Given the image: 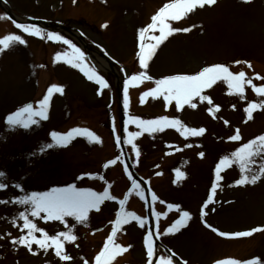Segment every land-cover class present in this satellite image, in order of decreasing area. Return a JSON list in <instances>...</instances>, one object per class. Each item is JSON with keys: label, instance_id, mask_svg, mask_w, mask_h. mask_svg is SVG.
Segmentation results:
<instances>
[{"label": "rangeland", "instance_id": "1", "mask_svg": "<svg viewBox=\"0 0 264 264\" xmlns=\"http://www.w3.org/2000/svg\"><path fill=\"white\" fill-rule=\"evenodd\" d=\"M7 1L21 15L50 19L74 27L90 46L106 54L117 65L121 78L127 81V94L124 99L131 120L125 136L126 143L136 169L150 181L155 197L153 209L160 240L186 264H218L219 261L229 259L239 261V264L252 260L264 264V231L253 232L260 233L247 240L223 241L220 238L222 235L218 234L222 232L228 234L223 237H233L238 232L264 229V176L255 183L238 185L237 181L241 179L238 163L225 165L220 172V181L216 180L215 171L222 158L231 157L232 153L244 144L264 135V108L257 107L253 110L251 119L245 111L249 107L248 102L257 105L264 103V95L249 99L253 87L247 83L251 79L252 85L264 87V1L250 0L246 3L244 0H216L214 5L197 7L178 20H167L166 23L173 29L187 28L190 31H174L159 44L153 55L148 57L146 68L140 66L136 72L131 73L126 69V65L140 50L141 43L145 44L147 40V53V46L156 42L151 37L160 36L159 26L156 30L146 32L143 40L139 35L140 30L152 22L151 18L165 4L175 0H96L94 3L80 0L84 4L79 3L76 9L71 8L69 0H62V8L56 5L60 0ZM6 32L0 39L8 35H18L25 43L17 42L13 47L0 51V172L4 173V176L0 177V183L6 185L0 190V201H7L0 203V264H96L95 257L104 250L105 243L116 228L115 221L118 218L121 224L117 227L123 235L121 234L117 243L109 245V253L104 258L105 264H109L119 253L111 254L114 245L128 249L129 257L126 261H131L129 264H148L145 238L149 233V224L145 193L139 184L135 185L130 199L125 193L133 182L125 173L119 156V111L115 77L111 73L98 71L95 65L89 62L84 49L65 34L51 32L79 48L84 57L82 62L72 60V49L62 40H49L44 35V38L29 35L16 28L0 12V35ZM42 41L56 45V57L52 61L57 66L52 68V74L47 72L48 81L44 70L39 72L38 77V70L35 69L41 58L47 57V53L41 50ZM51 51L48 49V54ZM58 56L59 59H56ZM50 58L51 55L49 60ZM246 58L257 60L250 61L249 64L256 66L258 71L257 75L249 74L250 79L245 77L242 82L243 95L237 92L235 86L229 88L227 82L218 79L210 87L201 90L204 94L200 93L179 108L174 99H165L166 93L143 96L144 91L152 92L157 87L155 84H146L147 80L158 81L177 75H196L204 67L214 65L228 66L230 72L238 75L240 71L229 65ZM74 63L76 66H73ZM54 71L62 80L63 94L58 98L61 103L56 99L51 109L52 114L56 119L62 120L70 110L77 107L73 102L74 98L79 99L83 103L82 106L89 108L88 111L85 110L84 115L88 119L87 128L95 127L99 121L108 127L104 129V139L100 147L88 150L93 141H90L89 137H82L78 138V141L85 145L86 149L76 147L60 158L57 153L52 157L47 150L40 155L38 146L41 143L42 130H38L39 125L30 123L28 128H24L21 125L9 126L6 123L9 115L33 103L38 79L43 86L41 89L46 88V82V86L49 83L50 86L58 83ZM141 73L144 75L140 76ZM134 75L140 78L131 80ZM89 76L92 79H89ZM97 76L106 86L97 82ZM137 92L139 94H136ZM191 104L196 107H191ZM167 107L170 109L168 113ZM34 109L36 112V107ZM21 119L37 122V116L29 117L27 113L23 114ZM162 119L177 120L180 123L162 124L156 130H150L147 126L137 123ZM74 120L75 115L70 116L68 123ZM55 128L53 121L47 124L48 130ZM200 128L205 130L202 134H191L192 130ZM237 133L240 139L231 140L230 137ZM176 144V147L182 145L197 154L200 163H206L208 167L200 169L194 166L190 169L189 177L185 175L186 165L170 158L178 154ZM161 153H164V156L155 159ZM112 154L116 156L113 159L116 166L112 176H109L111 185L108 186L112 199H105L99 204L102 216L89 212L87 220L83 223L72 217H65L63 221L50 220L46 213H40L37 217L31 216V204L15 202L28 198L33 193H51L53 189L74 187L77 190L92 192L83 180L79 181L81 178L75 176L85 170L96 172L99 168H95L94 164L112 157ZM42 156L43 162L40 161ZM151 157H154L153 160ZM202 159L205 161H201ZM164 160L165 172L167 170V173L182 174L177 175V182L172 176L166 174L163 177L157 172V166ZM83 162H89L87 169H84ZM257 165H264V158H256L253 172L257 171ZM121 176L123 178H119ZM172 185L184 187L172 189ZM206 191L208 198L201 205L202 212L200 208L198 217L187 221L186 227L189 228L182 230L184 227H180L179 230L174 229L169 233L167 230L174 226L173 221L177 216L170 214L164 205L166 200L184 204L191 197L192 201L186 203L191 206L197 198H202ZM120 201H124L123 208ZM196 204L193 205L194 208ZM179 207H183L181 203ZM21 212L49 237L60 232L75 235L76 239L71 242L61 237V255L70 259H60L51 241L48 242L47 249L32 243L29 250L19 243L21 237L28 235L24 221L20 218ZM104 219L111 223L110 227L92 238H87L84 228L97 229ZM212 228L217 231H212ZM42 232L36 231L33 235L42 239ZM86 239L88 240L85 241ZM98 243L103 247L95 252L93 247ZM161 258L169 257L161 253L159 260ZM172 264L176 263L172 261Z\"/></svg>", "mask_w": 264, "mask_h": 264}, {"label": "snow or ice", "instance_id": "2", "mask_svg": "<svg viewBox=\"0 0 264 264\" xmlns=\"http://www.w3.org/2000/svg\"><path fill=\"white\" fill-rule=\"evenodd\" d=\"M244 2H250V0H244ZM216 3V0H175L173 3H167L162 7L159 12L151 18V23L146 27L140 30V38L144 39L145 33L149 30H156L159 26V37H151L156 42L155 44H149L147 46V53L145 52V45L141 43L140 45V53L139 60L141 68H146L147 63L146 60L148 57L153 55L154 50L162 43L169 35H171L174 31H190V29H173L168 23L167 20H178L182 16L186 15L189 12H192L195 8L200 7L203 8L205 5L211 6ZM15 27L21 29L23 32L28 33L29 35H39L40 29L33 25H26L21 23H16ZM49 40L61 41L72 49L73 57L72 60L76 62H82L84 57L83 53L80 52V49L75 47L69 40L63 39L59 35L48 34ZM24 44L25 41L21 39L18 35H8L3 39H0V51L7 50L14 46L15 43ZM59 59V56L56 58ZM239 63V62H237ZM73 66H76L74 63ZM250 66V65H249ZM144 74L141 73L140 76ZM140 76H132L131 80L135 81L140 78ZM260 79V77H256ZM89 79H92L89 76ZM150 79V77H148ZM223 79L227 82L229 88L235 86L238 93L243 95V87L242 82L245 79V73L240 72L238 75H234L229 69L222 65H214L204 67L198 74L196 75H177L173 77H169L164 80L155 81L157 87L152 92H145L144 96L155 95L158 93H166L165 99L176 101V106L179 108L184 103H189L193 97L199 96L200 92L203 88L210 87L216 80ZM96 80L101 85H105V82L100 79L99 76L96 77ZM247 83L249 85L252 84L251 80H248ZM253 90L258 95H264V87H256L253 85ZM53 92H61L62 89L56 86L49 88L48 94L43 98V100L39 104V111L33 112L32 105H27L21 111L14 113L13 115H9L7 117L6 123L9 126H17L21 125L24 128H28L30 123H35V121L29 120L25 121L21 119L22 115L27 113L29 117L38 116L41 119H47L45 114L46 109L49 104V97L53 94ZM127 94V81L125 82V95ZM203 99V97L201 98ZM191 107L195 108V104H191ZM257 107L264 108V103L257 105L252 103L249 105L245 111L248 114V118H252V111ZM138 124L147 126L150 130H156V128L162 124H179L180 122L177 120L168 121L167 119L162 120H151V121H138ZM205 130L200 128L199 130H192V135H200ZM81 130L74 129L67 134H60L53 132L51 134L52 141L54 143L47 144V148H53L54 146L66 147L69 141L74 137V135H79ZM89 135H91L89 133ZM233 141H238L240 139L239 134L233 135L230 137ZM203 156V153H201ZM256 158H264V135L259 136L255 140L249 141L240 147L237 151L232 153L231 157L222 158L218 165L216 166V180L220 181L222 177L220 176L221 170L225 165H229L230 163H238L241 171V179L237 181L238 185L255 183L257 179L261 176H264V165H257V171L253 172L252 167L256 164ZM248 173L251 175L249 176ZM178 176H182L180 172H177ZM4 173L0 172V177H3ZM6 185L0 183V190H3ZM215 191V186H213V192ZM105 199H112L109 196V193L105 191L102 195H98L95 192L77 190L74 187H70L67 189H53L51 193H45L43 195H37L33 193L30 197L25 198L23 200H17L16 203H22L25 205L31 204L33 210L31 211V216L37 217L40 213H46L47 218L50 220L63 221L65 217H72L77 222L83 223L88 218V213L90 210L95 209L99 210V204ZM155 199V197H153ZM211 196L209 200H211ZM0 203H7V201H0ZM121 207L123 208L124 201L119 202ZM169 207H173L169 205ZM134 215V214H133ZM120 216V213L117 214ZM20 218L24 221V228L28 230V235L26 237H21L18 241L19 243L25 245L31 250V244L35 243L41 248L47 249L49 247V241H51V245H54L56 248V255L60 257L62 260H68L70 257L66 255H61V237H63L66 241H74L76 239L75 235L70 232H60L55 236L49 237L47 234L43 233L42 230H39L36 224L31 223L28 217L21 212ZM190 214L188 212L182 213V218L175 221L174 226L169 228L167 231L169 233L173 232V230H179L181 226L184 224V219H190ZM116 225L121 224V220L118 218L115 221ZM141 226L143 223L141 222ZM264 229H253L252 231H244L238 232L234 235L237 237H248L253 234L255 231H261ZM36 231L42 232V239H37L33 233ZM212 231L216 232L215 228H212ZM117 234V229L114 228L112 234L109 236L107 242L104 245V250H102L96 257V264H105V256L109 253V245L114 243V237ZM219 235H228L226 233H218ZM152 233H148V236L145 238V247L147 251L148 264H152V259L154 256V245L151 242ZM17 241H13L16 243ZM127 251L126 248H121L119 245H114V251L111 253L115 255L116 252H124ZM159 264H172V260L169 258H161L159 260ZM218 264H239V261L236 260H222L219 261ZM246 264H260L258 260H252L246 262Z\"/></svg>", "mask_w": 264, "mask_h": 264}, {"label": "bare ground", "instance_id": "3", "mask_svg": "<svg viewBox=\"0 0 264 264\" xmlns=\"http://www.w3.org/2000/svg\"><path fill=\"white\" fill-rule=\"evenodd\" d=\"M99 66L102 67V68H107V63H106V61H104V60H100V61H99Z\"/></svg>", "mask_w": 264, "mask_h": 264}]
</instances>
